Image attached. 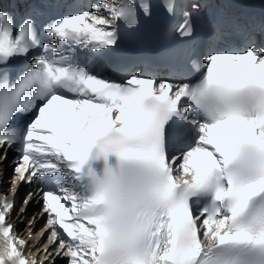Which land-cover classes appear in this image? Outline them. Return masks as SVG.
<instances>
[{
  "label": "snow or ice",
  "instance_id": "obj_1",
  "mask_svg": "<svg viewBox=\"0 0 264 264\" xmlns=\"http://www.w3.org/2000/svg\"><path fill=\"white\" fill-rule=\"evenodd\" d=\"M179 2L160 6L175 17ZM89 7L38 28L30 11L17 22L0 6V147L19 153L13 195L41 182L23 205L39 195L48 245L67 264H264V48L245 34V50L193 61L194 82L130 72L117 82L82 58L114 48L151 5ZM199 7L180 11L181 39ZM14 208L0 196V264H38L10 222Z\"/></svg>",
  "mask_w": 264,
  "mask_h": 264
},
{
  "label": "bare ground",
  "instance_id": "obj_2",
  "mask_svg": "<svg viewBox=\"0 0 264 264\" xmlns=\"http://www.w3.org/2000/svg\"><path fill=\"white\" fill-rule=\"evenodd\" d=\"M29 206L32 210H35V211L38 210L37 206H34L33 204H30ZM26 212H27V210H26ZM40 214H41V211H38L36 217H38ZM28 217L29 216L25 213L24 217H22L18 220L19 221L18 226L24 225L25 222L28 221ZM33 225L39 226L40 223H38L36 220H33L30 228ZM43 231H44V228H42L37 233L33 232L31 235L32 236L31 240L36 241L37 237L39 236V233H42ZM42 235H43L42 238L37 242V244L35 246L29 245V246H27V249H26V251L29 253H35V259L38 262L42 259L44 247L46 245H48V242H47L48 241V231L42 233ZM45 237H46V242H44ZM20 238L25 240V237H21V235H20ZM31 240L28 239L27 241L31 242ZM48 247H49V251L52 252V256L49 257V260L46 261L45 264H67V258H61V257L55 255V252H54L55 245H48ZM52 257H55V259L53 260ZM29 258H32V257L30 256Z\"/></svg>",
  "mask_w": 264,
  "mask_h": 264
}]
</instances>
